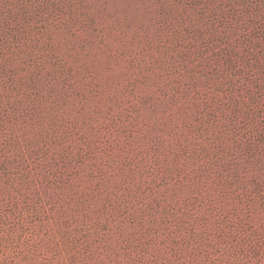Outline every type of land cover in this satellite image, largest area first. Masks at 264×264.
Masks as SVG:
<instances>
[{
    "label": "rangeland",
    "instance_id": "1",
    "mask_svg": "<svg viewBox=\"0 0 264 264\" xmlns=\"http://www.w3.org/2000/svg\"><path fill=\"white\" fill-rule=\"evenodd\" d=\"M0 264H264V0H0Z\"/></svg>",
    "mask_w": 264,
    "mask_h": 264
}]
</instances>
